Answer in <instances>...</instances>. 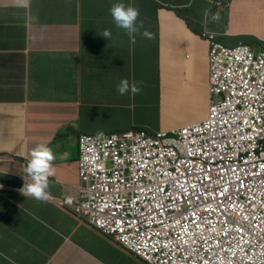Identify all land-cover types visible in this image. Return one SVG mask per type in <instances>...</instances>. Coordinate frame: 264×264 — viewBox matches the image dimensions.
Wrapping results in <instances>:
<instances>
[{
  "label": "clouds",
  "instance_id": "1",
  "mask_svg": "<svg viewBox=\"0 0 264 264\" xmlns=\"http://www.w3.org/2000/svg\"><path fill=\"white\" fill-rule=\"evenodd\" d=\"M89 1L93 4L95 16L87 22L81 20V28L77 31L76 38L65 50L62 48L58 50V53L63 55L64 63L74 67L75 71L78 69L83 71L90 55V48L97 44L101 36L106 39L110 37L112 27L115 25L121 32L124 29L131 37L139 28L154 27L157 30L159 24L169 22L172 25L184 21L209 45L208 110L203 119L180 127L159 130L128 127L120 117L119 107L115 104L118 92L123 95L129 90L125 75H118L110 84H105L99 73L100 86L111 93L91 97L82 87L84 78L77 79L75 74L74 90L69 94L70 97L73 94L74 99L59 102L70 103L72 106L67 112L66 120L56 127L52 140L36 145L26 157L10 153L2 155L6 161L12 159L17 161L22 169L19 192L18 194L12 192L17 197L15 203L17 210L24 212L26 202L34 206H51L69 216L74 223V234L60 236L59 245L43 259L42 263L37 262L34 257L27 255V258L36 264H49L61 245L71 243L72 238H80L89 241L85 247H81L105 264H122L123 262H118L124 258L122 254L130 257L132 264H158L157 252L154 253L153 259L146 260L123 244V240L131 241V238L138 234L132 228L139 224L140 218L137 215L140 210L134 189L113 175L119 168L128 171L127 154L133 147L129 134L143 132L153 137L165 131L173 136L172 130H178L179 133L190 130L194 137L210 142L207 150L204 146L192 144L197 155V158L192 159H185L188 152L182 145L175 146L178 152H174V155L182 162L177 175L187 180L181 189L185 187L190 189V194L182 192V197L191 196V202L195 197L201 201L206 197L210 204L224 205L227 208L228 200L237 197L239 203L232 208L218 210L225 214V221L228 224L234 222L240 211L252 207L258 196L264 197L261 183V179H264V135L259 134V137L253 139L250 134L237 130L236 122L217 119L215 115L210 116V110L213 104L225 98V92L230 88L234 78H253L246 88L245 101H254V96L264 98V94L253 89L255 78L264 79V43H238L230 47L218 40L215 27L217 22L228 23L226 15L234 0H151L154 6L152 14L141 11L137 5L138 0H127L128 3H125V0ZM201 3L204 7L200 6ZM216 47L215 56H220L222 50L229 52L231 50L240 56V60L234 61L231 57L215 65L212 53ZM90 59L97 67L100 58L90 56ZM131 91L133 93L139 91L136 84L131 86ZM4 101L5 98L2 99L0 93V105ZM72 159L76 161V169L67 175L73 180L66 179L62 182L59 180L62 176L59 165ZM150 180L152 189L144 199L149 200V204L147 206L143 204L147 212L156 211L163 202L167 205V213L173 212L174 209L170 208L173 196H176L175 207L182 202L169 187V170L166 173L158 171L151 174ZM227 180L234 184L236 194L222 192ZM240 181H243L245 194L237 189ZM55 182L60 185L56 186ZM66 185L72 190H67ZM48 186L50 188L47 189ZM54 187H60L56 194H52ZM6 194L7 192H2L0 188V196L8 199ZM187 200H184L182 203L184 205L180 208L182 221L187 219L185 205ZM262 207L264 208V201ZM149 215L161 223L163 212ZM29 218L32 219L31 216ZM82 227L86 229L87 236L75 235ZM183 231L189 237L184 223ZM250 233L253 234L251 229ZM212 242H202L199 250ZM240 243L241 246L235 245L237 253L244 246L243 242ZM222 245L223 243L218 240L214 249H221ZM114 249H118L122 254ZM211 253L207 252L200 258L208 259V264H264V224L261 234L240 252V257L230 259L216 256L219 255L217 251H214V255ZM190 255L198 256V250Z\"/></svg>",
  "mask_w": 264,
  "mask_h": 264
},
{
  "label": "crops",
  "instance_id": "2",
  "mask_svg": "<svg viewBox=\"0 0 264 264\" xmlns=\"http://www.w3.org/2000/svg\"><path fill=\"white\" fill-rule=\"evenodd\" d=\"M137 5L146 14L154 12L151 0H138ZM92 6L89 0H0V93L5 98L0 105V188L8 196H0V264H36L27 255L42 263L59 245L60 236L74 234L73 220L51 206L26 202L24 212L16 209L17 197L12 192H19L22 169L17 161H6L2 155L26 157L36 145L52 140L72 106L59 102L74 99L69 94L74 90L75 74L77 79L84 78L82 87L91 97L111 93L100 86L99 73L105 84L125 75L129 90L123 95L118 92L115 104L128 127L159 130L164 129L161 123L165 119H173L175 128L206 116L203 102L207 97L209 45L184 21L165 30L139 28L131 37L125 30L113 29L110 37L101 36L90 48L83 71L64 63L58 50H65L73 41L66 33L77 32L81 20L87 22L95 16ZM227 16L228 23L217 22L215 27L220 42L230 47L264 43V0H234ZM56 29L63 36H57ZM90 56L100 58L97 67ZM150 59L156 72H146ZM150 76L157 97L153 113L140 110ZM133 84L139 91H131ZM44 105L48 106L46 113ZM35 107L37 120L31 124ZM189 110L200 115L193 119L190 113L180 116ZM75 169V159L60 164L59 180L72 179L67 174ZM66 189L72 190L67 185ZM59 191L60 187H54L52 194ZM80 234L87 236L86 229L80 228L75 235ZM88 243L72 238L71 243L59 247L49 264H105L84 248ZM122 255L118 262L132 261Z\"/></svg>",
  "mask_w": 264,
  "mask_h": 264
},
{
  "label": "built area",
  "instance_id": "3",
  "mask_svg": "<svg viewBox=\"0 0 264 264\" xmlns=\"http://www.w3.org/2000/svg\"><path fill=\"white\" fill-rule=\"evenodd\" d=\"M216 52L217 47L212 53L215 65H219L223 59H231V57L234 61L240 60V56L231 50L230 52L222 50L220 56H215ZM252 79L234 78L230 88L225 92V98L211 106L210 116L215 115L217 119L236 122L237 130H241L244 134L248 133L251 138L256 139L259 134L264 135V98L254 96V101L244 100L246 88ZM253 89L257 93L264 94V79L255 78ZM171 133L173 136L168 135V132L165 131H161L153 137H149L143 132L135 135L129 134L133 147L127 154L128 171L125 172L124 169L119 168L114 171L113 175L134 189L140 210L137 215L140 218L139 224L132 228L138 234L133 236L131 241L123 240V244L146 260L153 259L154 253L157 252L158 264H208V259L200 257L205 256L207 252H212L211 254L214 255V251L219 252V255L216 256L229 257L230 259L240 257V252L262 232L264 197L258 196L252 207L240 211L238 217L247 223L237 217L234 222L229 224L225 221V214L218 210L224 211L232 208L239 203V198H230L228 208L224 205L210 204L206 197L202 198V201L195 197L193 202L190 201L191 196L183 198L182 192L190 194V189L187 187L181 189L187 180L177 175L182 162L174 155V152H178L175 146L182 145L188 152L185 159H192L197 158L192 144L204 146L207 150L210 142L194 137V133L190 130H183L181 133L178 130H172ZM168 170L170 172L169 187L177 194L182 203L188 199L185 202L187 219L182 221L180 208L184 204L179 203L175 207L176 196H173L170 207L174 209L173 212L167 213V205L164 202L156 211H148L152 215L163 212L160 223L149 215L144 207L149 204V200L144 201V199L152 189L151 174H156L158 171L166 173ZM242 182L237 184V189L240 193L245 194ZM261 183L264 189V179H261ZM233 185L232 181L227 180L222 192L236 194V188ZM240 193L239 196H241ZM183 223L187 226L189 237L183 231ZM250 229L253 234L250 233ZM218 240L223 245L221 249H214ZM202 242L212 243L199 250L202 247ZM240 242H243L244 246L237 253L235 245L241 246ZM197 250L198 256L190 255Z\"/></svg>",
  "mask_w": 264,
  "mask_h": 264
},
{
  "label": "rangeland",
  "instance_id": "4",
  "mask_svg": "<svg viewBox=\"0 0 264 264\" xmlns=\"http://www.w3.org/2000/svg\"><path fill=\"white\" fill-rule=\"evenodd\" d=\"M172 27L171 23H164V24H159V26H157V31L159 28H162V30H165V29H168ZM113 29H117V26H113L112 27V30ZM156 30V29H155ZM183 51V50H182ZM181 51L179 52H173L172 55H170V57H173V56H176L178 53H180ZM169 56V55H167ZM189 57V54H185L184 57L186 58ZM147 71H150V72H156V67L154 66L153 64V61L152 59H150L149 61V64H148V67H146V72ZM149 79L151 80L150 82H147L145 83V91L143 92V107L140 108V110H145L146 112L148 113H153V109L154 107L156 106V100H157V97H156V91L154 89V81H153V77L150 76ZM50 102V99L46 100L45 103H48ZM208 104H209V98H208V94H207V97H206V100L203 102V105H204V108L206 109V111L203 113V114H207V110H208ZM175 107H178L175 106ZM42 111L44 113H46L48 111V106L44 105L42 107ZM190 113V117L191 119L195 118L196 116H199L200 114L197 113V111L195 110H189L183 114H181L180 116H188ZM154 115L157 116L158 115V112H154ZM37 120V109L36 107L33 109L32 111V115H31V124H34ZM174 120L173 119H165L162 123H161V128H164V129H170L172 128V126L174 125ZM56 186H59L60 184L58 182H55L54 183Z\"/></svg>",
  "mask_w": 264,
  "mask_h": 264
},
{
  "label": "trees",
  "instance_id": "5",
  "mask_svg": "<svg viewBox=\"0 0 264 264\" xmlns=\"http://www.w3.org/2000/svg\"><path fill=\"white\" fill-rule=\"evenodd\" d=\"M123 31H124V29H123ZM56 35L57 36H63V33L60 31V30H58V29H56ZM76 35H77V32H76V29H73V30H71L70 32H67L66 33V36L70 39H75L76 38ZM0 37H2L1 35H0ZM122 264H132V263H130V262H128L127 260L126 261H124Z\"/></svg>",
  "mask_w": 264,
  "mask_h": 264
}]
</instances>
